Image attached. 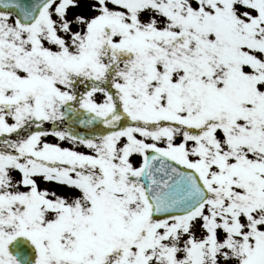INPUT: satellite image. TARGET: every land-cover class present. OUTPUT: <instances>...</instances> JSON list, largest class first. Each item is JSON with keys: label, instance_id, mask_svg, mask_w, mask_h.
<instances>
[{"label": "snow or ice", "instance_id": "1", "mask_svg": "<svg viewBox=\"0 0 264 264\" xmlns=\"http://www.w3.org/2000/svg\"><path fill=\"white\" fill-rule=\"evenodd\" d=\"M0 264H264V0H0Z\"/></svg>", "mask_w": 264, "mask_h": 264}]
</instances>
